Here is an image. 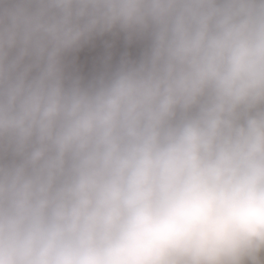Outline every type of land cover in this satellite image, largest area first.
I'll return each mask as SVG.
<instances>
[{"label": "clouds", "instance_id": "9594fccd", "mask_svg": "<svg viewBox=\"0 0 264 264\" xmlns=\"http://www.w3.org/2000/svg\"><path fill=\"white\" fill-rule=\"evenodd\" d=\"M0 264H264V0H0Z\"/></svg>", "mask_w": 264, "mask_h": 264}]
</instances>
